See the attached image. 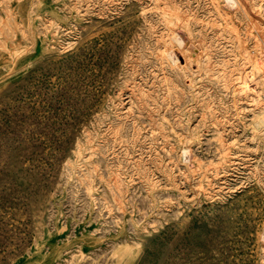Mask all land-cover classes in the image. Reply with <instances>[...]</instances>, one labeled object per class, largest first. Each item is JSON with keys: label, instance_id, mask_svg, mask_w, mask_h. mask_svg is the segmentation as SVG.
<instances>
[{"label": "rangeland", "instance_id": "374dc122", "mask_svg": "<svg viewBox=\"0 0 264 264\" xmlns=\"http://www.w3.org/2000/svg\"><path fill=\"white\" fill-rule=\"evenodd\" d=\"M235 2L0 0V264H264V0Z\"/></svg>", "mask_w": 264, "mask_h": 264}, {"label": "built area", "instance_id": "2783aa9c", "mask_svg": "<svg viewBox=\"0 0 264 264\" xmlns=\"http://www.w3.org/2000/svg\"><path fill=\"white\" fill-rule=\"evenodd\" d=\"M253 67L255 68L253 69L255 73H264V55L255 58ZM241 87L243 92L254 95L259 89L258 79L254 76H250L247 80L242 82Z\"/></svg>", "mask_w": 264, "mask_h": 264}, {"label": "bare ground", "instance_id": "6f19581e", "mask_svg": "<svg viewBox=\"0 0 264 264\" xmlns=\"http://www.w3.org/2000/svg\"><path fill=\"white\" fill-rule=\"evenodd\" d=\"M227 2H229L231 5H233V6H235L236 5V2H235V0H227ZM180 43H181V41H180ZM197 59V58H196ZM262 77V76H261ZM242 93V92H241ZM244 94H246V96H248L249 98L251 97V96H253V95H250V94H248V93H245L244 92ZM239 95V94H238ZM245 96V97H246ZM257 97H255V99H256ZM248 99V98H247ZM247 99H245L246 101H247ZM249 100V99H248ZM250 104V103H249ZM252 105V104H251ZM254 105V104H253ZM264 124V117H263V115H260V114H257L256 115V120H255V125L256 126H261V125H263Z\"/></svg>", "mask_w": 264, "mask_h": 264}]
</instances>
